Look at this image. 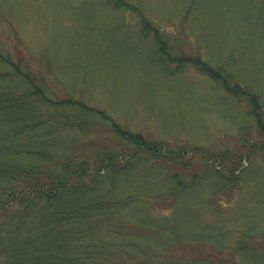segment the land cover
I'll use <instances>...</instances> for the list:
<instances>
[{
  "label": "rangeland",
  "instance_id": "1",
  "mask_svg": "<svg viewBox=\"0 0 264 264\" xmlns=\"http://www.w3.org/2000/svg\"><path fill=\"white\" fill-rule=\"evenodd\" d=\"M122 2L135 8L108 0H0V47L47 77L52 96L101 109L167 150L164 159L147 156L158 168L149 178L175 173L184 192L175 198L162 187L137 195L132 205L164 220L161 234L172 236L175 224L176 233L200 239L159 250L225 264L218 258L245 239L249 251H238L237 261L264 264V0ZM195 57L220 70L229 87L255 94L256 110L199 72ZM237 163L240 180L228 192L220 176Z\"/></svg>",
  "mask_w": 264,
  "mask_h": 264
},
{
  "label": "trees",
  "instance_id": "2",
  "mask_svg": "<svg viewBox=\"0 0 264 264\" xmlns=\"http://www.w3.org/2000/svg\"><path fill=\"white\" fill-rule=\"evenodd\" d=\"M108 1L135 8L122 0ZM157 35L153 40L164 53ZM163 55L170 58L168 51ZM16 56L0 47V264H210L200 253L159 250L161 244L190 246L185 239L191 236L176 233L175 224H170L172 236L161 234L166 222L154 221L143 206L132 205L139 195L162 187L175 198L184 192L175 173L159 182L149 178L158 168L147 156L164 159L167 150L101 109L71 96H52L48 78ZM193 60L199 72L246 97L256 110L255 94L229 87L220 70L198 57ZM83 134L90 140L82 142ZM98 134L113 137H90ZM235 159L241 160L239 154ZM237 165L220 176V186L228 192L240 180ZM244 240L217 261L244 264V258H235L238 251L248 253Z\"/></svg>",
  "mask_w": 264,
  "mask_h": 264
}]
</instances>
